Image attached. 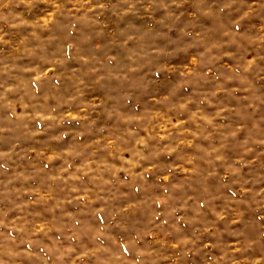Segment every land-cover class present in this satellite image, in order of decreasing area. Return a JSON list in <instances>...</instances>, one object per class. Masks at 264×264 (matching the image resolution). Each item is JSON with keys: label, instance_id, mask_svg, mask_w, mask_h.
<instances>
[{"label": "rangeland", "instance_id": "1", "mask_svg": "<svg viewBox=\"0 0 264 264\" xmlns=\"http://www.w3.org/2000/svg\"><path fill=\"white\" fill-rule=\"evenodd\" d=\"M0 264H264V0H0Z\"/></svg>", "mask_w": 264, "mask_h": 264}]
</instances>
